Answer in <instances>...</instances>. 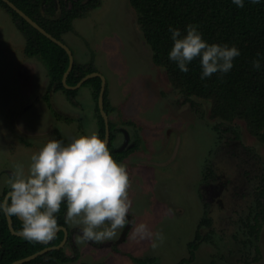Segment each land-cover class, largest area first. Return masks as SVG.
<instances>
[{
    "label": "rangeland",
    "instance_id": "obj_1",
    "mask_svg": "<svg viewBox=\"0 0 264 264\" xmlns=\"http://www.w3.org/2000/svg\"><path fill=\"white\" fill-rule=\"evenodd\" d=\"M63 38L78 61L94 58L106 76L116 106L110 118L121 129L115 143L123 145L127 134L132 143L137 132L142 138L139 150L117 160L127 165L132 179L129 224L100 245L76 242L80 258L66 264H152L135 257L176 263L189 256L188 242L206 211L212 226H204L203 232L210 237L195 260L185 264H264V220L259 254L245 244V222L253 216L255 192L264 182V140L245 119L214 116L212 99L187 96L173 84L166 67L153 59L131 0H102L76 18ZM24 46V35L0 6V190L8 186L14 165L23 164L27 171L32 154L49 140L67 144L98 132L92 86L81 85L76 101L56 91L49 106L44 99L47 68L38 57L26 55ZM208 163L212 171L206 180ZM140 223L163 234L162 242L155 241L157 247L134 236ZM129 225L127 238L115 250L108 243ZM67 227L76 230V241L79 229L70 223ZM65 248L69 254L74 251L70 244Z\"/></svg>",
    "mask_w": 264,
    "mask_h": 264
},
{
    "label": "trees",
    "instance_id": "obj_2",
    "mask_svg": "<svg viewBox=\"0 0 264 264\" xmlns=\"http://www.w3.org/2000/svg\"><path fill=\"white\" fill-rule=\"evenodd\" d=\"M39 24L56 37L64 40L63 35L74 29V20L83 17L94 8L102 4V0H12ZM137 11L138 23L146 41L153 49V59L157 64L164 65L173 84L187 95H199L212 99V114L227 120L241 117L246 120L249 129L264 140V0L253 3L244 0V6L238 7L233 0H131ZM0 6L11 15L14 24L25 37L24 52L28 56L38 57L46 66L49 83L44 99L53 106L52 94L63 91L69 99L76 101L78 90L67 88L63 83V76L70 63L69 53L61 45L46 36L20 13L13 9L6 1L0 0ZM189 24L198 26L203 37L209 43L228 44L236 46L240 55L234 58L233 68L226 74L216 73L211 77L201 79L200 59H194L189 65L187 73L182 72L177 64L169 59V52L173 46L172 34L169 28H178L182 35H186ZM92 58L82 63L75 58L67 82L76 84L87 73L99 70ZM260 60V68L253 66V61ZM89 84L93 88V99L96 102V117L98 133L105 140L106 124L98 104L102 78L94 76L83 85ZM108 88L105 90V109L110 115L116 109L112 103ZM56 114L59 113L55 109ZM135 125L133 122H130ZM219 125L215 128L219 130ZM111 140L109 150L116 160H123L132 152L140 149L142 138L137 132L131 145L118 150L115 145L119 126L110 118ZM212 167L205 169L204 178L209 180ZM9 191L5 186L0 190V199ZM253 216L245 224L248 227L246 245L255 247L256 254L260 249L257 243L259 227L264 220V182L259 186L256 194ZM66 205L58 213L60 225H66ZM16 230H22L23 221L13 216ZM204 226H212V219L208 211L200 219L195 236L188 242L189 256L181 258L173 264H185L195 260L197 250L210 234L203 232ZM132 225L126 227L118 240L110 242L115 250L124 241ZM70 234L67 244L73 246L74 251L69 254L65 246L51 249L36 258L21 264H66L80 258L74 232ZM65 231L60 229L50 244L45 242H29L23 235L14 234L8 223L7 215L0 212V264L10 262L41 250L47 245L59 244L64 238ZM255 237V238H254ZM100 245V243H95ZM254 258H257L256 256ZM139 262L157 263L151 258H137ZM214 263V262H213ZM79 264H102L81 262Z\"/></svg>",
    "mask_w": 264,
    "mask_h": 264
},
{
    "label": "clouds",
    "instance_id": "obj_3",
    "mask_svg": "<svg viewBox=\"0 0 264 264\" xmlns=\"http://www.w3.org/2000/svg\"><path fill=\"white\" fill-rule=\"evenodd\" d=\"M259 3V0H252ZM238 7L244 0H233ZM173 46L169 59L182 72L199 58L201 79L213 74L228 73L234 58L241 53L236 46L209 43L198 26L189 24L186 35L169 28ZM256 69L260 60L253 61ZM9 191L0 199V212L22 219V235L29 242H48L60 230L58 213L66 205L65 223L79 229L78 244L103 243L116 238L129 224L133 201L132 179L125 163L117 161L107 142L97 131L82 134L65 143L49 140L32 154L27 171L23 164L13 167L7 181ZM134 236L141 240L163 241V234L153 233L146 223L134 227Z\"/></svg>",
    "mask_w": 264,
    "mask_h": 264
},
{
    "label": "water",
    "instance_id": "obj_4",
    "mask_svg": "<svg viewBox=\"0 0 264 264\" xmlns=\"http://www.w3.org/2000/svg\"><path fill=\"white\" fill-rule=\"evenodd\" d=\"M4 1H6L13 9H15L18 13H20L34 27H36L38 30H40L42 33H44L46 36H48L53 41H55L56 43H58L59 45H61L63 48H65L67 50V52L69 53V56H70V63H69V67H68L67 71L65 72V74L63 76V83L67 88L77 89L81 85H83L84 82H86L88 79H90L94 76H100L102 78L101 90L99 93V97H97V99H98L100 112H101L102 116L104 117L105 124H106L105 141L107 142V146H109V143L111 140L110 117H109L108 112L105 109V99H104L106 84H107L106 76L104 74H102L99 70L92 71V72L87 73L84 77H82L76 84H74V85L69 84L67 82V77H68L70 71L72 70L74 62H75V55H74L72 48L64 40L56 37L51 32H49L45 27H43L41 24H39L34 18H32L27 12H25L21 7H19L14 1H12V0H4ZM128 141H129V135L127 134V137H126L124 144L121 147H119L118 150H122L125 147H127ZM129 145H131V143H129ZM7 218H8V223H9V227H10L11 231L14 234L22 235V230H16L14 227L13 216L7 215ZM60 229H63L65 231V235H64L63 240L59 244L47 245L44 248H42L41 250H38V251H36L32 254H29L27 256L18 258L16 260L10 262L9 264H21V263H24L26 261H30V260L36 258L37 256H39V255H41V254H43V253H45L51 249L63 247L67 243L70 232H69V228L66 225H60ZM52 240L45 242V243L50 244V242Z\"/></svg>",
    "mask_w": 264,
    "mask_h": 264
},
{
    "label": "flooded vegetation",
    "instance_id": "obj_5",
    "mask_svg": "<svg viewBox=\"0 0 264 264\" xmlns=\"http://www.w3.org/2000/svg\"><path fill=\"white\" fill-rule=\"evenodd\" d=\"M109 116H110V115H109ZM120 131H121V129L118 131V134H119ZM117 137H118V135H117ZM115 145L117 146V149H118L119 147L122 146L121 144H120V145H121V146H120V145H117L116 143H115ZM127 146H129V144H128ZM125 148H126V147H125ZM125 148H124V149H125ZM259 185H260V184H259ZM257 190H258V188H257ZM257 190H256V192H255V198H256ZM255 198H254V199H255ZM69 232H70V230H69ZM69 234H70V233H69ZM62 240H63V239H62ZM62 240H61V241H62ZM67 242H68V240H67ZM51 245H56V244H51ZM66 245H67V243H66L64 246H66ZM64 246H63V247H64Z\"/></svg>",
    "mask_w": 264,
    "mask_h": 264
},
{
    "label": "crops",
    "instance_id": "obj_6",
    "mask_svg": "<svg viewBox=\"0 0 264 264\" xmlns=\"http://www.w3.org/2000/svg\"><path fill=\"white\" fill-rule=\"evenodd\" d=\"M110 117V116H109Z\"/></svg>",
    "mask_w": 264,
    "mask_h": 264
}]
</instances>
